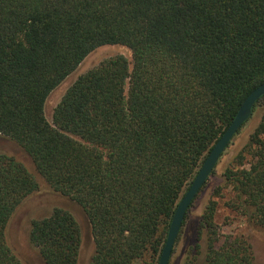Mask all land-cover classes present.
<instances>
[{
	"label": "trees",
	"instance_id": "obj_1",
	"mask_svg": "<svg viewBox=\"0 0 264 264\" xmlns=\"http://www.w3.org/2000/svg\"><path fill=\"white\" fill-rule=\"evenodd\" d=\"M117 45L132 62L115 56L81 75L50 123V95L94 51ZM262 84L264 0H0V135L84 210L90 264H159L181 199ZM235 161L225 173L233 208L263 228L264 114ZM39 189L21 162L0 154V264H23L7 227ZM216 214L211 200L196 262L254 264L245 239L222 240ZM30 243L45 264H79L81 226L55 208L32 221Z\"/></svg>",
	"mask_w": 264,
	"mask_h": 264
},
{
	"label": "rangeland",
	"instance_id": "obj_2",
	"mask_svg": "<svg viewBox=\"0 0 264 264\" xmlns=\"http://www.w3.org/2000/svg\"><path fill=\"white\" fill-rule=\"evenodd\" d=\"M122 55L132 62L131 51L121 45L105 46L94 51L79 68L48 98L45 113L50 123L53 122V112L60 103L65 92L83 74L100 65L103 61ZM264 114V103L259 105L251 119L235 135L230 145L220 158L213 175L202 188L195 200L188 218L182 227V232L175 246L170 264H186L192 260L193 264L205 258L206 245L201 250L193 251L197 243L198 227L205 208L211 200L217 202L216 223L222 240L226 236L245 239L254 259V264H264V227H256L250 223V216L233 208V189L226 181L225 173L236 163L239 153L247 146L250 135L258 126ZM0 154L14 157L33 174L40 184L38 192L28 197L15 211L7 227V238L14 253L23 264H45L39 252L30 243L31 223L35 219L49 216L55 208L65 209L73 214L82 230V246L79 255V264H90L95 253V245L91 235L88 217L84 210L68 197L54 192L37 173L29 156L12 140L0 135ZM250 158H248L249 161ZM248 164L246 168H248ZM232 205V206H231ZM141 264H145L142 262Z\"/></svg>",
	"mask_w": 264,
	"mask_h": 264
},
{
	"label": "water",
	"instance_id": "obj_3",
	"mask_svg": "<svg viewBox=\"0 0 264 264\" xmlns=\"http://www.w3.org/2000/svg\"><path fill=\"white\" fill-rule=\"evenodd\" d=\"M264 96V84L259 86L243 102L236 118L229 126L224 135L214 145L208 157L205 159L202 167L196 175L192 185L181 199L176 212L174 214L166 244L164 246L159 264H169L172 252L174 250L176 241L180 234L186 213L191 206L193 200L199 194L201 189L205 186L212 172L215 170L220 158L230 145L231 141L242 128V126L251 118L253 107Z\"/></svg>",
	"mask_w": 264,
	"mask_h": 264
}]
</instances>
